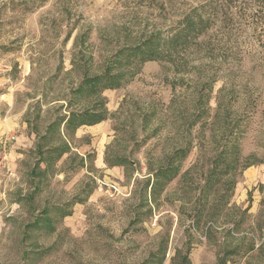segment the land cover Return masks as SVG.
Segmentation results:
<instances>
[{
	"label": "rangeland",
	"instance_id": "1",
	"mask_svg": "<svg viewBox=\"0 0 264 264\" xmlns=\"http://www.w3.org/2000/svg\"><path fill=\"white\" fill-rule=\"evenodd\" d=\"M6 92L0 264H264V0H0Z\"/></svg>",
	"mask_w": 264,
	"mask_h": 264
},
{
	"label": "crops",
	"instance_id": "2",
	"mask_svg": "<svg viewBox=\"0 0 264 264\" xmlns=\"http://www.w3.org/2000/svg\"><path fill=\"white\" fill-rule=\"evenodd\" d=\"M11 95H9V92L6 93H1L0 94V137H3V133L6 130H11L12 128L15 130L16 129V124L15 122L17 121L18 118H20L21 115H19L17 117V115H15L14 113H12L13 110V106H14V100L11 99ZM10 110V111H9ZM4 112H6V116L3 115ZM91 118V117H90ZM82 119L80 116L77 115V113L71 112L69 113L68 117L62 119L59 121V127L60 128H64L65 133L63 132L64 135V139H67V132L73 131L74 132V137L76 139L80 138L82 132L79 131V129L81 128H87L89 129L90 127H94L96 125H98V132L100 135H104L106 132V128H104L102 130V126H100L99 124H101L104 120L102 119L101 121H97V122H92V120H80ZM57 123H53L50 127L51 129H53V126L56 125ZM50 129V128H49ZM13 130V131H14ZM101 130V131H99ZM107 134V133H106ZM105 134V135H106ZM62 136V134H61ZM63 137V136H62ZM6 139V138H5ZM4 138L0 139V144L4 145ZM11 143V142H10ZM9 143V144H10ZM41 149V147H39ZM64 152L62 153V155L60 156V158L64 157L65 155L71 153V151H73L72 147L69 144H65V148H64ZM103 165V162H102ZM106 181V180H105ZM115 183V182H112ZM191 260V259H190ZM192 264H202V261L200 260L199 263H194L192 262Z\"/></svg>",
	"mask_w": 264,
	"mask_h": 264
},
{
	"label": "trees",
	"instance_id": "3",
	"mask_svg": "<svg viewBox=\"0 0 264 264\" xmlns=\"http://www.w3.org/2000/svg\"><path fill=\"white\" fill-rule=\"evenodd\" d=\"M199 24H200V26H202V25H204V22H200ZM180 29H181L180 31L178 30V32H176V35H175L176 40L175 39L174 40L177 42H182L183 45L190 44L195 39V37H194L195 33H198V34H196V38L200 37L201 34H203L202 33L203 31L200 29V27L199 28L194 27L193 24H191V25L188 24L187 26H184ZM191 39H192V41H191ZM189 41H191V42H189ZM195 41H197V39H195ZM165 42H166V40L157 39L156 42L151 41L150 44H152V45L156 44V46L163 45V44L167 45L168 42L167 43H165ZM152 60H154V58ZM95 122H97V121H95Z\"/></svg>",
	"mask_w": 264,
	"mask_h": 264
},
{
	"label": "built area",
	"instance_id": "4",
	"mask_svg": "<svg viewBox=\"0 0 264 264\" xmlns=\"http://www.w3.org/2000/svg\"><path fill=\"white\" fill-rule=\"evenodd\" d=\"M12 139H14V138H12ZM12 139L11 140H9V139L4 140V146H7L8 143L10 141H12ZM101 185L103 187L107 188L108 189V192L110 194H119L120 193L119 187L117 185H115L114 183H110L109 184V183H106V182H101Z\"/></svg>",
	"mask_w": 264,
	"mask_h": 264
}]
</instances>
